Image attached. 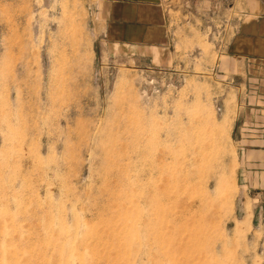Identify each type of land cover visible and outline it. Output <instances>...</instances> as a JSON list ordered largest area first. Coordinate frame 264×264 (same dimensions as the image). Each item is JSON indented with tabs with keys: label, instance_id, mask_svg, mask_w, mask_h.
<instances>
[{
	"label": "rangeland",
	"instance_id": "obj_1",
	"mask_svg": "<svg viewBox=\"0 0 264 264\" xmlns=\"http://www.w3.org/2000/svg\"><path fill=\"white\" fill-rule=\"evenodd\" d=\"M260 7L0 0V264H264Z\"/></svg>",
	"mask_w": 264,
	"mask_h": 264
},
{
	"label": "crops",
	"instance_id": "obj_2",
	"mask_svg": "<svg viewBox=\"0 0 264 264\" xmlns=\"http://www.w3.org/2000/svg\"><path fill=\"white\" fill-rule=\"evenodd\" d=\"M259 12L253 15V18L251 21H258L259 24L262 26V31L254 29L255 33H253L251 30L244 31V35L242 36L246 41V47L249 46L250 48L245 50L243 53L245 55L252 54L251 58L246 56L245 59L250 60L252 59L254 62L262 60L264 57V7H260ZM259 18V19H258ZM253 25V24H252ZM248 74L250 75V72L248 71ZM257 76H259L258 72H255ZM264 75V74H262Z\"/></svg>",
	"mask_w": 264,
	"mask_h": 264
},
{
	"label": "bare ground",
	"instance_id": "obj_3",
	"mask_svg": "<svg viewBox=\"0 0 264 264\" xmlns=\"http://www.w3.org/2000/svg\"><path fill=\"white\" fill-rule=\"evenodd\" d=\"M223 192H224V191H223ZM226 193H227V191H226ZM226 193H225V194H226ZM231 194H232V193H231ZM222 195H223V194H222ZM226 197H227V199H226V204L229 205V204H230V199H231V197L228 196V195H226ZM226 197H225V198H226ZM225 198H224V199H225ZM224 203H225V202H224Z\"/></svg>",
	"mask_w": 264,
	"mask_h": 264
}]
</instances>
